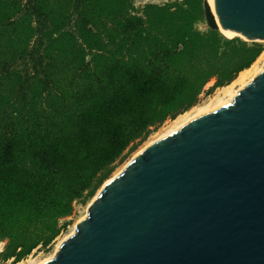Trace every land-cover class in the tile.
<instances>
[{
  "label": "trees",
  "instance_id": "1",
  "mask_svg": "<svg viewBox=\"0 0 264 264\" xmlns=\"http://www.w3.org/2000/svg\"><path fill=\"white\" fill-rule=\"evenodd\" d=\"M203 0H0V253L60 219L167 119L249 68L261 46L194 27Z\"/></svg>",
  "mask_w": 264,
  "mask_h": 264
},
{
  "label": "water",
  "instance_id": "2",
  "mask_svg": "<svg viewBox=\"0 0 264 264\" xmlns=\"http://www.w3.org/2000/svg\"><path fill=\"white\" fill-rule=\"evenodd\" d=\"M215 8L203 0L210 28L264 41V0H215ZM38 264H264V62L230 101L105 180Z\"/></svg>",
  "mask_w": 264,
  "mask_h": 264
},
{
  "label": "rangeland",
  "instance_id": "3",
  "mask_svg": "<svg viewBox=\"0 0 264 264\" xmlns=\"http://www.w3.org/2000/svg\"><path fill=\"white\" fill-rule=\"evenodd\" d=\"M182 2H184V0H133L134 9L136 11H138L139 13H141L143 11L144 6L146 4H149V3L157 4V5H165V4L175 5L177 3H182ZM194 27L203 33L210 32L211 30H213L212 28H210L207 25L204 14L201 17V19H199L195 22ZM218 31L221 34H223L221 30H218ZM234 38H238V39H241L243 41H246L241 36H236ZM246 42L250 45L256 44L258 46H261L262 51L259 54V56L257 57V59L254 61V63H257V66L262 65L260 59H261V54L264 52V41L258 40V41H246ZM214 83H215V78L210 79L206 83V85L204 86V89L201 92V94L199 95L197 103L195 105H193L189 110L185 111L184 113L195 112L199 108L207 106L210 102H212L214 97L218 93L219 88L222 87V86L216 87L210 91V88L213 86ZM172 120L173 119H167L160 127H158L156 130L151 132L150 135L147 137V139L143 143H141L134 151H132L122 163H120L116 166V168L110 174V177H112L116 173H118L123 168V166L130 159H132L135 156V154L138 153L143 147L147 146V144L151 143V141L153 142L154 140H156L157 137H159L163 132H165L167 127H169V125L171 124ZM101 186H102V184L96 188L93 195L88 197V199L85 202L75 201L73 203L72 214L67 216V217L60 219L59 225L63 226L65 224V227L61 229V232L59 233V235H57L48 245L39 244L37 247H35L32 250V252L30 254H28L26 257H23L22 259H20L18 261L15 260L14 257L3 260L1 255H0V264H29V263L38 262L39 260H42V259L49 257V256H52L53 253L55 252L57 244L60 242V240H62L67 234H69L73 230L76 221L80 217L85 215L89 202L93 199V197L99 191ZM2 242L4 243L3 244V250H4L7 240H3ZM2 251H0V253Z\"/></svg>",
  "mask_w": 264,
  "mask_h": 264
},
{
  "label": "bare ground",
  "instance_id": "4",
  "mask_svg": "<svg viewBox=\"0 0 264 264\" xmlns=\"http://www.w3.org/2000/svg\"><path fill=\"white\" fill-rule=\"evenodd\" d=\"M209 2L211 4V6H212L213 12L215 13V15H217V11H216V8H215V0H209ZM217 18H218V16H217ZM260 60H261V63L263 65L264 52L261 54V59ZM262 65L257 66V63H254L251 67L242 70L232 82H230L229 84L219 88V91L216 94V96L214 97L213 101L210 102L207 106L201 107L198 110H196L195 112H186V113L179 114L176 118H174L172 120L171 124L169 125V127H167L166 131L163 132L159 137H157V139L162 137V136H164V135H166V134H168L169 132H171L172 130H174L175 128L180 126L181 124H183L186 121H188L189 119L193 118L194 116H196V115H198V114H200V113H202V112H204L206 110H209V109H211L213 107H216V106H218L220 104H223L224 102L230 101L231 98H232V94L242 84L246 83L254 75V73L257 72L261 68ZM151 143H152V141H151ZM149 144H147V145H149ZM145 147H143L139 152H141ZM138 153H136L135 156ZM60 242H61V240H60ZM60 242L57 244V247L59 246ZM3 244L4 243L2 241H0V251L3 250ZM49 257H51V256H49ZM49 257H46V258H44L42 260H39L38 262L29 263V264H38V263L42 262L43 260H45V259H47Z\"/></svg>",
  "mask_w": 264,
  "mask_h": 264
}]
</instances>
